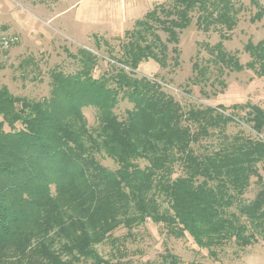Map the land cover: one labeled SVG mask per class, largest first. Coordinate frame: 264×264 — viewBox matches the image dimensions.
<instances>
[{
    "label": "trees",
    "instance_id": "1",
    "mask_svg": "<svg viewBox=\"0 0 264 264\" xmlns=\"http://www.w3.org/2000/svg\"><path fill=\"white\" fill-rule=\"evenodd\" d=\"M253 5L250 20L259 22L264 5ZM193 12L202 30L229 32L236 24L231 0H171L125 33L113 72L94 78L97 58L81 49L73 56L75 73L49 71L47 99L13 96L0 87V264H121L112 258L123 248H112L105 259L97 246L124 244L148 220L170 237L189 236L211 258L229 243L244 249L264 241V107L230 106L248 109L245 121L254 136L229 139L223 131L239 119L228 108L184 110L160 83L134 76L144 61L166 67L168 45L176 63L179 35ZM208 48L210 58L193 64L191 79L215 89L224 82L217 76L210 81L209 60L216 75L223 72L218 64L232 71L242 66L220 43ZM244 50L247 67L264 78V40L248 41ZM120 101L130 105L122 114ZM85 108L96 112L92 130ZM213 134L223 138L219 147L196 152L193 147ZM104 158L115 168L103 166ZM175 167L180 175L173 177ZM251 177L259 189L246 201ZM119 228L126 234L113 237ZM161 264L178 259L166 252Z\"/></svg>",
    "mask_w": 264,
    "mask_h": 264
},
{
    "label": "rangeland",
    "instance_id": "2",
    "mask_svg": "<svg viewBox=\"0 0 264 264\" xmlns=\"http://www.w3.org/2000/svg\"><path fill=\"white\" fill-rule=\"evenodd\" d=\"M231 1L236 20L232 31L224 32L218 26L202 30L195 24L197 14L193 12L191 25L179 35L176 63L173 65L171 59L172 45H168L166 67L148 60L139 64L134 73L136 78L146 77L160 83L163 90L184 110L219 105L228 108L227 113L233 112L239 119L236 123L228 124L223 131V135L225 133L229 139L239 133L254 136L250 130L251 125L245 121L248 109H230V106L250 104L264 107V78L258 77L247 67L251 59L244 50L248 41L256 44L264 40V18L259 22L250 20L256 12L253 2L264 5V0ZM170 2L171 0H0V87L5 86L13 96L32 100L47 99L50 94L49 71L59 69L64 74L75 73L79 66L73 56L81 49L88 50L97 58L92 72L94 78L103 73H111L114 67L119 66L114 63L113 58L118 59L122 54L121 47L126 42L125 33L135 29V23L142 20L156 5ZM157 34L163 41L166 39V35L160 30ZM218 43L238 60L242 69L227 70L228 68L224 69L218 64L223 72L220 74L218 70L216 75L217 66L209 60L210 81L217 76L224 85L216 84L215 89H211L209 85L202 87L195 84L193 64H201L202 60L209 59L211 54L209 56L208 47ZM203 64L207 65L205 62ZM125 71L129 72V69L126 68ZM129 107L127 102L120 101L116 111L122 114ZM83 115L90 130L94 129L97 125L95 110L85 108ZM260 137H264V131ZM222 140L220 135L213 134L201 139L199 145L193 148L196 152H201L204 148L213 151ZM95 157L98 159V156ZM99 160L103 166L115 168L111 160ZM139 164L143 166L146 163L140 161ZM259 172L264 183V173ZM176 175H180L178 167H175L173 177ZM255 180L251 177L243 196L246 201L252 200L259 189ZM163 206L166 204L163 203ZM125 234L126 230L119 228L113 233V237L121 238ZM114 247L123 248L122 255L112 258L110 251ZM97 249L105 259L112 258L113 263L118 261L121 264H161L166 252L177 257L178 264H264V241L244 249L229 243L217 250L216 258H211L189 236L179 239L170 237L165 227L149 220L135 228L124 244H103L97 246Z\"/></svg>",
    "mask_w": 264,
    "mask_h": 264
}]
</instances>
